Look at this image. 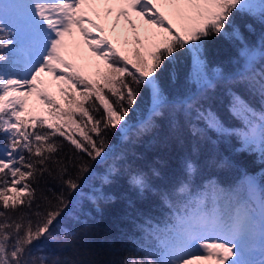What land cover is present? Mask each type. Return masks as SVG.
<instances>
[{"label":"snow or ice","instance_id":"1","mask_svg":"<svg viewBox=\"0 0 264 264\" xmlns=\"http://www.w3.org/2000/svg\"><path fill=\"white\" fill-rule=\"evenodd\" d=\"M162 6L171 10L172 18L153 0L0 3V264H198L211 259L217 264H264V188L253 178L245 180L243 191L194 194L181 182L162 193L172 210L169 221L163 227L146 221L143 236L121 256L111 244L108 257L90 247L93 233L87 221L76 218L84 225L81 229L58 227L91 171L90 162L109 156V133L128 129L126 118L142 89H151L152 112L159 113L164 103L160 76L182 52L192 55V79L200 85L199 98H186L182 107L207 129L236 136L245 150L259 152L264 160V39L258 46L248 45L235 22L239 13L264 25V0H163ZM129 9L147 18L150 27L143 39ZM89 10L105 22L114 15V32L123 18L133 32L124 42L135 45L128 55L105 35L95 43L87 39L88 47L106 62L103 70L96 65L97 79L66 59L71 54L66 36L78 30L90 38L93 29L106 31ZM246 27L253 30L251 24ZM213 35L240 42L241 69L232 80L259 98L256 107L245 96L231 93L229 112L241 121L238 129H226L208 103L214 85L204 45ZM45 72L53 79H43ZM54 86L67 107L48 91ZM33 94L46 106V115L28 111ZM152 126L145 121L140 131ZM66 143L71 155L64 153ZM185 167L189 175L195 171L191 162ZM130 182L140 192L150 187L143 173ZM50 244L55 246L51 251ZM257 250L260 258H249Z\"/></svg>","mask_w":264,"mask_h":264},{"label":"trees","instance_id":"2","mask_svg":"<svg viewBox=\"0 0 264 264\" xmlns=\"http://www.w3.org/2000/svg\"><path fill=\"white\" fill-rule=\"evenodd\" d=\"M3 2L0 0V3ZM236 16L235 22L239 19ZM250 17L245 14L244 24L249 22ZM256 33L261 35L260 31ZM209 39L214 44L211 53ZM226 39L232 41L225 35H213L206 39L204 51L208 58L210 56L218 60L220 65L216 72L221 73L220 77L212 81L214 87L208 90L207 95L213 111L225 121L234 122L239 120L229 112L231 93L245 96L256 107H259L260 102L258 97H252L242 85L232 80L241 64L231 59L230 54L236 50L231 49ZM235 42L239 41L233 40ZM182 53L187 54L189 63L193 64L192 55ZM160 86L164 103L159 113L154 115L150 110L153 104L148 98L149 89H142L141 98L129 115L136 122L124 134L116 129L109 133V156L100 163L90 162L91 171L83 179L81 189L73 194L71 211L58 226L81 229L84 225L78 223L76 218L87 221L93 233L90 247L105 257L112 255L109 253L110 244L119 250L116 256L124 255L132 249L143 236L141 228L147 227L146 221L163 227L164 222L169 221L172 210L162 193L172 192L181 182H186L194 194L203 191L211 193L217 189L232 192L243 191L242 177L245 171L261 179L263 177L262 173H256L260 166L254 165L246 157L250 152L238 150L236 136L225 133V141L218 142L204 121L182 107L186 98L194 95L199 98L200 92L192 79L187 58L183 60L179 56L175 63L168 65L160 76ZM227 88H230V96L226 97L229 93ZM149 120L153 126L140 131L144 122ZM64 153H72L67 143ZM186 162H191L195 167L190 175L185 167ZM153 170L160 175H155ZM137 173H143L148 178L150 187L144 192H140L130 182L131 177ZM227 173L232 175L227 178ZM105 178L108 182H105ZM52 183L50 181L48 186L51 187ZM41 186H44L43 183ZM93 200L96 202L93 203ZM54 247L50 244L48 250Z\"/></svg>","mask_w":264,"mask_h":264},{"label":"rangeland","instance_id":"3","mask_svg":"<svg viewBox=\"0 0 264 264\" xmlns=\"http://www.w3.org/2000/svg\"><path fill=\"white\" fill-rule=\"evenodd\" d=\"M153 2L156 3L157 6L160 7V10L165 12L166 15L170 14L171 10L167 6H162L163 0H153ZM129 11L131 14V18L138 25L139 34H140L141 38L143 39L146 35V29H148L150 27L147 24V18H142L139 15L138 9L135 12H132L130 9H129ZM101 12L103 13V7H101ZM88 14L91 15L93 19H97V17L91 12V10H89ZM235 16L237 18H239L236 21V24L239 26L240 31L243 33V36L245 38L246 43L250 46H258L260 44L261 40L264 39V25H262L258 20L254 19L252 17H250V20L248 23L244 24L243 18L245 16V14L242 15V14L237 13V14H235ZM114 18L115 17L113 15V17L109 18V20L107 22L100 20V19H97V22L104 24V26L106 28V31L103 34L97 32L95 29H93L92 30V37L85 38L77 30L75 36H66L65 37L66 42L69 45V50L71 53L70 55L66 56V59H68L70 62L76 64L78 69L82 68L84 70V73L93 79H97V77L95 75L96 65H99L101 67V69L103 70L106 67V62L104 60H102L96 53H94L88 47L87 39H91L92 42L95 43V40L100 35H105V36H107L108 39L112 40L113 45L117 48L118 51H120L124 54H128V55H131V49L133 47H135L134 44H131V43L125 44V42H124L125 37H127L129 40H131V38L133 36V32H132L131 28L126 24V21L123 18L120 21V26L117 27L115 32L112 30L111 22H112V20H114ZM169 18H172V17L169 15ZM248 24L252 25V28H253L252 31H249L248 28L246 27V25H248ZM174 26H176V25L174 24ZM85 27H89V26L87 24H85ZM151 27L154 28V26H151ZM244 31H246L247 33H245ZM256 31L257 32L260 31L261 35H257ZM227 37H229V36H227ZM229 38H231V37H229ZM233 40L234 39H232V41H230L229 39H226V41L230 44L231 49L233 51L236 50V52H234L233 54H230L231 59L234 60L235 62H237L238 64H241L242 61H240L239 55H238V51L241 48V44H240V42L233 43ZM211 41H212V39L208 40V44L211 46V49H210V46H208V48L210 49V53L212 52V48L214 46V44L212 45ZM234 41H236V40H234ZM204 54H205V58H206V62H207V74L209 76V79H211L212 81H215L216 71L218 70V66L220 65V63L218 62L217 59H212L210 56H209V58H210L209 59L206 51H204ZM179 56L182 57L183 60L185 58H187V64L190 67V73L193 74L194 67H193V64L189 63V61H188L189 56L187 54H183V53H181ZM175 62L176 61H174V63ZM107 63H110V61ZM129 67L131 68V65ZM240 69H241V67H240ZM240 69H239V71H240ZM65 71H68V70H65ZM41 75H42V78L45 80H52L53 79V77L50 73L45 72V73H42ZM197 89H199V91H200V85H198V84H197ZM227 90H229V93L226 94V97L230 96V88H227ZM48 91L57 100H59L61 104H64L65 107H67V105H66L65 101L63 100L61 93L57 87H55V86L51 87L50 89H48ZM148 98L150 100V103L153 104L154 100H153V94H152L151 89H149V97ZM28 101H29L28 111L33 112V114L46 115V111H42V109H46V106L42 105L40 103V101L37 99L35 94H33L31 97H28ZM131 114H129V115H131ZM23 115H25V116L28 115V112L23 113ZM220 119L223 121L226 129L231 130V129H238L241 127V121L227 122L221 117H220ZM126 120L128 121V127L131 126V124L136 122V120L132 121V119L129 118V116L126 118ZM122 123H124V122H122ZM212 133L214 134V135H212L213 138L217 139L218 142L220 140L225 141V139H226V138H224L225 133H218L214 130H212ZM122 134H124V133H122ZM228 135H230V134H228ZM236 140L239 143L238 150H243L244 152L248 151V150H245V148L242 146L240 140L237 137H236ZM3 142H4V140L2 138V140H0V143H3ZM249 152H250V155L248 154L246 157L248 159H250L254 163V165L260 166L258 169V172L256 171V173L257 174L262 173L263 177L261 179V178L257 177L256 174L249 173V172L245 171V174H243V177H242V181L245 182V180L247 178H253L256 181L258 188H264V160L261 159L259 152H257V151H249ZM224 172H226V171H224ZM230 175H232V174L227 173V175H225V176L227 178H229ZM257 253H259L258 250L253 254H257ZM198 264H217V261L215 259L204 260V261L198 262Z\"/></svg>","mask_w":264,"mask_h":264}]
</instances>
